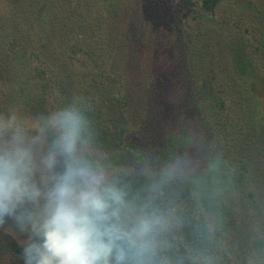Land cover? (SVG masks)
I'll return each mask as SVG.
<instances>
[{"label":"trees","instance_id":"16d2710c","mask_svg":"<svg viewBox=\"0 0 264 264\" xmlns=\"http://www.w3.org/2000/svg\"><path fill=\"white\" fill-rule=\"evenodd\" d=\"M25 1L28 29H16L0 67V112L34 116L73 96L89 98L94 149L130 196L143 197L166 167L183 161L156 201L170 214L161 264H264V118L256 89L200 78L178 18L168 15L160 38L144 19L153 5ZM221 1L200 4L213 12ZM9 229L0 227L13 235ZM21 241L0 239V264H23Z\"/></svg>","mask_w":264,"mask_h":264},{"label":"clouds","instance_id":"9594fccd","mask_svg":"<svg viewBox=\"0 0 264 264\" xmlns=\"http://www.w3.org/2000/svg\"><path fill=\"white\" fill-rule=\"evenodd\" d=\"M92 107L73 96L46 114L0 112V227L23 237V264H161L170 214L156 201L183 161L130 196L94 149Z\"/></svg>","mask_w":264,"mask_h":264},{"label":"rangeland","instance_id":"374dc122","mask_svg":"<svg viewBox=\"0 0 264 264\" xmlns=\"http://www.w3.org/2000/svg\"><path fill=\"white\" fill-rule=\"evenodd\" d=\"M137 4L138 9L153 5L143 17L152 21L159 38L169 29L168 15L178 18L186 55L197 65L199 77L226 86L237 80L253 86L260 98L255 108L264 118V0H223L213 12L204 11L200 0H137ZM27 16V1L0 0V67L16 29H28ZM7 225L13 235L0 231V239L21 241L12 222Z\"/></svg>","mask_w":264,"mask_h":264}]
</instances>
